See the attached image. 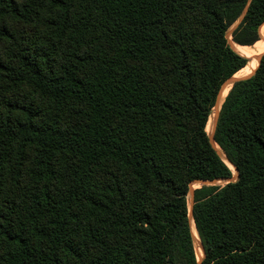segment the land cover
Returning <instances> with one entry per match:
<instances>
[{
  "label": "trees",
  "instance_id": "obj_1",
  "mask_svg": "<svg viewBox=\"0 0 264 264\" xmlns=\"http://www.w3.org/2000/svg\"><path fill=\"white\" fill-rule=\"evenodd\" d=\"M237 20L258 42L264 0H0V264H197L190 185L233 176L208 120L259 53ZM257 64L214 129L235 181L194 189L200 264H264Z\"/></svg>",
  "mask_w": 264,
  "mask_h": 264
},
{
  "label": "rangeland",
  "instance_id": "obj_2",
  "mask_svg": "<svg viewBox=\"0 0 264 264\" xmlns=\"http://www.w3.org/2000/svg\"><path fill=\"white\" fill-rule=\"evenodd\" d=\"M238 21L239 20H237L228 30V40H229L231 45H232L233 42L231 40V35L230 34H231L232 29L236 26V24H238ZM261 35H262V38L258 42H256L252 46H245V49H248V50H259V53L253 59H251V57L250 58L248 57L250 59V62H249V64L246 67H250L258 59V57H260V56H262L264 54V26L261 27ZM244 76H247V75H243V74L239 73V74H237V76L235 78H241V77H244ZM217 109L218 108H216V109L214 108L212 110V114H211V116H210V118L208 120V125H207L208 128H206V131H207L208 135H210L212 133V131H213V129H212V131H210V128H211V125L214 122V118H215L214 117V111L216 112ZM232 177H236V172L233 171V176ZM225 183H226V181L216 180L213 184L223 185ZM199 185H200V183H193V184L190 185V189L193 190V189L197 188ZM187 204H188V208H189V206H190V195H189V193L187 194ZM192 234H193L194 242H195V250L197 251L199 249V245L200 244H198L199 241L197 242V239H196L193 231H192ZM196 257H197V255H196ZM202 258H203V255H202ZM202 258H201V260H202Z\"/></svg>",
  "mask_w": 264,
  "mask_h": 264
},
{
  "label": "water",
  "instance_id": "obj_3",
  "mask_svg": "<svg viewBox=\"0 0 264 264\" xmlns=\"http://www.w3.org/2000/svg\"><path fill=\"white\" fill-rule=\"evenodd\" d=\"M239 22V21H238ZM247 57V56H246ZM248 58V57H247ZM260 58H261V56L260 57H258V64H257V66L259 65V62H260ZM255 71V70H254ZM253 71V72H254ZM253 72L251 73V74H249V75H247V76H244V77H241V78H235L234 77V75L232 76V77H230V78H228L223 84H222V86H221V88H220V90H219V93H218V95H217V97H216V101H215V105H214V107H213V109L215 108H218V112L216 113V115H215V118H214V124H213V131H212V133L210 134V135H208V137H209V141L211 142V144L214 146V138H213V135H214V129H215V125H216V121H217V118H218V113H219V110H220V107H221V104H222V102H223V97H222V94H223V92H224V90L226 89V87L227 86H229V85H232L233 83H235V82H237V81H239V80H242V79H245V78H248L249 76H251L252 74H253ZM215 148V147H214ZM216 149V148H215ZM216 151H217V153H218V155L222 158V156H221V152L219 151V150H217L216 149ZM224 157V156H223ZM225 158V157H224ZM223 159V158H222ZM226 159V158H225ZM226 161H228L227 159H226ZM233 168H234V166H233ZM234 170H235V172L237 171L236 170V168H234ZM236 177H237V174H236ZM236 177H231V178H229V179H226L225 181H226V183H228V182H232V181H235V179H236ZM215 182V180H213V181H209V180H203V181H196L195 183H200V184H206V185H210V184H213ZM188 193H189V195H190V206H189V208H188V215H189V218L190 219H192V206H193V203H194V189L192 190V189H190L189 188V191H188ZM200 262H201V260L199 261V260H197V264H200Z\"/></svg>",
  "mask_w": 264,
  "mask_h": 264
},
{
  "label": "bare ground",
  "instance_id": "obj_4",
  "mask_svg": "<svg viewBox=\"0 0 264 264\" xmlns=\"http://www.w3.org/2000/svg\"><path fill=\"white\" fill-rule=\"evenodd\" d=\"M232 44H233L234 46H236L237 48L245 49V46L238 45V44H236V43H232ZM255 62H256V61H255ZM255 62H254V63H255ZM254 63H253V64H254ZM253 64H252V65H253ZM252 65H251V66H252ZM251 66H250V67H251ZM250 67H243L241 70H239L237 73L234 74V77H236L237 74H239V73L242 74L243 72L247 71ZM230 86H231V85H229V86L224 90V92H223V94H222V97H223V98L226 96V93H227V91L229 90ZM217 110H218V109H217ZM217 112H218V111H217ZM215 115H216V113H214V117H215ZM207 128H208V127H207ZM214 147L217 148L218 150H220L219 147H218L215 143H214ZM220 151H221V150H220ZM221 156H222L223 160L227 163V165L232 169V171L235 172L233 166H232L228 161H226V159L223 157L222 154H221ZM191 230L194 232V235H195V237H196V239H197V242H198V241H199L198 234H197V231H196V229H195V226H194V223H193L192 219H191ZM194 243H195V242H194ZM198 244H200V242H198ZM196 255H197V259H198V260H201L202 255H203L201 245H199V249L196 251Z\"/></svg>",
  "mask_w": 264,
  "mask_h": 264
}]
</instances>
